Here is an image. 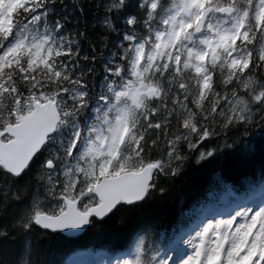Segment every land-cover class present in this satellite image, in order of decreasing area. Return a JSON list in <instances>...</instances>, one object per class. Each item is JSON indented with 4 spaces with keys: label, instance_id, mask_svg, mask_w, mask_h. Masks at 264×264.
Returning a JSON list of instances; mask_svg holds the SVG:
<instances>
[{
    "label": "snow or ice",
    "instance_id": "1",
    "mask_svg": "<svg viewBox=\"0 0 264 264\" xmlns=\"http://www.w3.org/2000/svg\"><path fill=\"white\" fill-rule=\"evenodd\" d=\"M194 172L225 195L165 236ZM90 236L264 264V0H0V264H86Z\"/></svg>",
    "mask_w": 264,
    "mask_h": 264
},
{
    "label": "trees",
    "instance_id": "2",
    "mask_svg": "<svg viewBox=\"0 0 264 264\" xmlns=\"http://www.w3.org/2000/svg\"><path fill=\"white\" fill-rule=\"evenodd\" d=\"M250 179L252 182L258 180L259 174L257 173L254 178ZM247 183L248 181L244 182L245 187ZM234 187L239 188V185ZM193 189L195 190L193 191ZM224 195V189L212 186L205 178V174L198 172L190 173L182 184L177 185L169 208L163 217L162 227L164 235L171 236L173 233L178 234V230L182 225L186 226L189 219L195 218V213L201 204L209 202L213 198L219 200ZM114 227L118 229L119 225H115ZM125 242V237L121 236L120 243L113 247L109 245L106 236H90L75 247V252L81 248H92L104 250L107 255L113 256L123 250ZM73 253L70 246L64 258L68 260Z\"/></svg>",
    "mask_w": 264,
    "mask_h": 264
},
{
    "label": "rangeland",
    "instance_id": "3",
    "mask_svg": "<svg viewBox=\"0 0 264 264\" xmlns=\"http://www.w3.org/2000/svg\"><path fill=\"white\" fill-rule=\"evenodd\" d=\"M257 196H259V195H257ZM76 260H81V261H84V262H86V259H83V258H75ZM99 264H103V262H101V263H99Z\"/></svg>",
    "mask_w": 264,
    "mask_h": 264
}]
</instances>
